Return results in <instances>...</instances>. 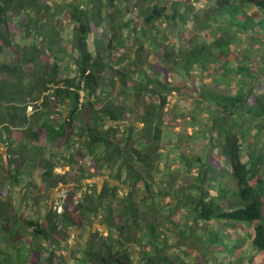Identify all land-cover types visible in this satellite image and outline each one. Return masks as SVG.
Instances as JSON below:
<instances>
[{"label":"trees","instance_id":"16d2710c","mask_svg":"<svg viewBox=\"0 0 264 264\" xmlns=\"http://www.w3.org/2000/svg\"><path fill=\"white\" fill-rule=\"evenodd\" d=\"M190 2L0 0V53L11 60L0 63V141H6L11 154L16 152L13 148L24 155L33 150L24 159L43 170L42 178L51 188L69 182L55 176L56 165L44 152L62 147L74 163L73 148L78 143L86 146L99 174L131 187L120 200L122 188L107 180L102 190L94 187L82 194L81 200L71 196L60 213L51 210L43 218L25 220L30 237L19 252L24 251L32 264H38L42 255V264H53L54 253L79 237L81 241L86 237L80 243L85 247L81 251L84 258H77L79 264H135L136 247L141 249V264H175L169 250L174 248L171 241L177 240L182 241L186 256L198 251L205 264H224L221 255L231 259L229 264H242L249 258L252 262L254 253L260 255L258 264H264V145L249 151L247 161L243 157L248 131L254 127L264 130V92H256L258 73L249 67L253 61L250 54L240 58L232 51L246 38L264 48V0H212L204 18L188 11ZM136 12V19H126ZM14 21L24 45L14 41L9 25ZM179 22L191 29L188 46L170 42L168 29ZM217 26L227 38L210 43L202 40V32ZM132 40L135 55L120 53ZM48 52L54 58L51 63ZM159 54V63L151 61ZM70 63L77 69L74 77L65 76L62 70L66 64L69 72ZM213 74L224 79L244 75L245 79L234 95L208 89L203 83L195 86L197 75ZM35 92L48 93L45 108L51 98L57 112L61 106L66 108V116L58 112L62 121L52 119L49 113L27 114L28 103L22 102L25 97L35 99ZM175 93L214 107L211 129L217 132L209 137L212 150L205 159L179 156L187 169L197 170L198 177L190 186L177 189L176 196L155 192L156 184L149 180L156 164L161 163L160 125H165L164 111L169 96ZM138 124L143 127L138 129ZM135 131L144 144L140 148L135 145ZM121 132L126 133L124 138L119 137ZM17 161L11 174L14 185H19L23 181L20 176L28 171H20L24 163ZM144 190L154 196V209L160 210V197L174 199L168 205L173 208L172 216L167 218L178 227L174 234H166L161 223L141 211L140 191ZM119 200L124 204L118 217L114 204ZM87 212L103 218L104 233L92 229L88 236L80 235ZM202 223H207L204 249L188 242L197 230L205 232ZM222 227L229 230L220 233ZM238 227L252 228L249 241L226 244L225 236L234 235ZM5 230L11 245L19 230L13 224ZM249 248L254 253L250 254ZM210 249L216 262L208 259ZM18 256L21 259L22 253ZM22 258L25 264L27 259Z\"/></svg>","mask_w":264,"mask_h":264},{"label":"rangeland","instance_id":"374dc122","mask_svg":"<svg viewBox=\"0 0 264 264\" xmlns=\"http://www.w3.org/2000/svg\"><path fill=\"white\" fill-rule=\"evenodd\" d=\"M60 1V0H57ZM164 5H170L174 1L178 0H161ZM185 1V0H184ZM212 0H191L189 3V12H195L200 15L201 18H204L205 12L209 7H212ZM185 11V9H184ZM169 12V11H168ZM191 14V13H190ZM138 17V13H132L127 16L126 19ZM10 29L12 34L14 35V41L20 42L21 44H25L22 42L18 24L16 21L11 22ZM192 26V23L190 24ZM185 24L178 23L168 29V36L170 42L172 44H181L183 46L189 45V40L192 35L191 29H189ZM235 33L233 29L231 34ZM202 40L211 42L215 39L227 38L228 35L220 29V27H212L210 31L202 32L201 34ZM68 39V35L66 37ZM132 41H128L126 43V50H120L119 52L125 54V56L135 55L136 48L132 45ZM92 48L94 54L96 53L94 49V43L92 42ZM232 51L241 58V56L245 53L250 54L252 58V62L249 63V67L253 70H256L258 75L254 82L256 84V92L262 93L264 92V60L261 57L264 56V48L251 39H242L238 44H236ZM156 52V51H155ZM154 53V52H153ZM49 55V62L51 63L54 58L50 56V52L47 53ZM155 54V53H154ZM160 54L152 56L151 61L154 63H159ZM53 58V59H52ZM9 62L8 56L6 54L0 53V63ZM67 64V63H66ZM66 64L63 65V73L65 76L74 77L76 66L74 63H70V71L66 70ZM180 77L176 78V81H179ZM242 79H245L244 75L238 76L237 74H233L231 79H224L221 75L213 74V75H197L195 78V86H201L203 83L208 89H214L219 93L231 94L234 95L238 92V89L242 88V85L239 83ZM190 86H193V81H190ZM111 91V88H108ZM48 93H44L39 95L38 92L34 93L33 98L29 99L27 97L24 98L22 104L27 105V114L31 115L35 114H44L49 113L52 119H58L59 121L63 120V116L58 114V112L63 113L66 116V108L61 106L58 109V112L53 107V99L51 98V102L49 103L48 108H45V104H47L46 96ZM197 99L193 96L184 97V95H179L177 93L169 96V104L164 111V118L166 120L165 125H160L162 128V138L158 143V152L161 154L162 159L160 164H156V169L151 173V178L149 180L156 184L153 186L155 192L162 191L163 193L173 194L176 196V190L181 187L190 186L193 184L197 177V170H189L186 168V163L180 162L179 156H186L189 160H196V158H206L209 152L212 150L209 137L212 135H217L214 130L211 129V119L214 116L215 108L210 106L209 104L200 103L196 101ZM149 102V101H148ZM128 104H132L133 100ZM48 105V104H47ZM38 111V112H37ZM234 120L236 118H233ZM249 123L246 124V126ZM254 124H249L252 127ZM1 125H0V139H2L1 134ZM143 125L138 124V129L142 128ZM212 131H211V130ZM138 131H135L134 140L136 147L140 148L144 146L138 141L139 135ZM126 136L125 132H121L119 134L120 138H124ZM5 137L3 136V139ZM137 141V142H136ZM6 142V141H5ZM0 141V264H22L23 258L27 259L25 264H32L28 255L26 256L25 252H19L23 247V242H26L30 234L26 233L28 231L24 224L25 220H36L39 218H43L46 216L47 212L58 211L59 213L63 211L64 203L71 197L77 198V200H81L82 194L85 192H91L94 187H97L99 190H102L105 182L108 180L112 183V185H118L120 188V200L128 195L131 187L126 185H121L114 180L108 179L107 176L99 174L95 168V160L92 159L91 156L88 155L86 151V146L82 143H78V145L73 148V155L75 156L74 163H71L68 158V154L64 151V148L51 149L50 147L46 149L44 152L47 158H50L54 164L55 168V176L65 177L69 183H60L55 188H51L47 183L44 182L42 175L43 170L32 167L33 163L25 161V156H31V152H26L25 155L22 153L21 149H16L15 153H10V148L7 147L8 144H5ZM264 145V130L261 128L260 130L256 127L251 128L247 133L246 140L243 141V157L244 160H248V152L252 149L258 147L261 148ZM51 152L54 155H51ZM80 153L83 156L79 155ZM23 162L24 166L20 167L19 170H28L25 176H20V179L23 181L19 185L13 184V178L11 174H14L16 168L18 167V161ZM25 164H27L25 166ZM143 170V169H142ZM144 171V170H143ZM5 172V174H4ZM85 174V176H83ZM263 175H264V166H263ZM141 190V189H139ZM154 196L148 191H140V200L143 201L141 203L140 208L141 211L149 212L150 218L158 221L162 224V230L168 234H174L178 230L176 224H172L167 218H170L172 207L168 205L173 203V200L170 196L160 197V210L152 208V198ZM117 201L114 204V208L116 209L115 216L120 215L119 211L124 204L122 201ZM87 222L80 231V235L83 237L88 236L90 231L94 229V231H99V233H104L103 229L106 227L103 218L98 215L91 214L89 212L86 213ZM119 217V216H118ZM175 220V218H172ZM120 222V220H118ZM117 221V222H118ZM16 222V224H15ZM16 227L19 230V236L15 239H12L11 245L7 243L10 237L7 236L6 227ZM205 232L196 231L195 238L193 240L188 241L189 243L194 244L195 247L204 249L207 246V223H202ZM26 230V231H25ZM229 228L222 227L219 232L224 233L228 231ZM249 230H245L241 227L235 228L234 235L225 236L226 244L232 245L237 242H247L248 235H251L252 232ZM30 232V231H29ZM225 234V233H224ZM106 235V234H105ZM247 239V240H245ZM86 241V237L83 239ZM81 237L77 240H71V245H65L62 251H57L54 253L52 258L53 264H79L77 258L82 260L83 254L82 250L85 246H82ZM180 242L177 240L171 241L170 244L174 246L172 250H169V256L173 258L175 264H205L199 257L201 254L198 251H194L190 256H186L184 252L181 250ZM186 242V240H185ZM177 243V245H175ZM176 246V247H175ZM227 246V245H226ZM210 255L209 260H213V256ZM54 252V251H53ZM141 252L140 248L135 249V264H141L139 256ZM248 252L250 254L254 253L251 248H249ZM22 253L21 259L18 254ZM150 255V254H149ZM62 257L65 260H62ZM220 258L223 260L224 264H229L231 261L230 258L221 255ZM220 259V260H221ZM260 255L254 253V259L251 262L250 258L245 259L242 264H258L260 261ZM222 262V261H221ZM227 262V263H226ZM44 263V256L42 255L38 260V264ZM219 262L217 261V264Z\"/></svg>","mask_w":264,"mask_h":264}]
</instances>
